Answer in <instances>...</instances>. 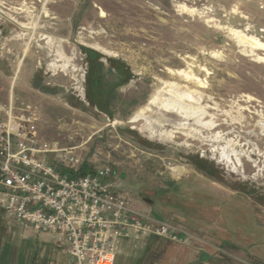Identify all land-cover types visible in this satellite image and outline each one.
I'll list each match as a JSON object with an SVG mask.
<instances>
[{"label": "rangeland", "instance_id": "1", "mask_svg": "<svg viewBox=\"0 0 264 264\" xmlns=\"http://www.w3.org/2000/svg\"><path fill=\"white\" fill-rule=\"evenodd\" d=\"M242 35L264 43V0H0V104L34 106L43 144L111 167L131 210L189 236L115 264H264V51ZM86 50L126 69L104 71L107 113ZM0 220L11 259L68 260L59 236Z\"/></svg>", "mask_w": 264, "mask_h": 264}, {"label": "built area", "instance_id": "2", "mask_svg": "<svg viewBox=\"0 0 264 264\" xmlns=\"http://www.w3.org/2000/svg\"><path fill=\"white\" fill-rule=\"evenodd\" d=\"M0 112V210L10 221L59 236L69 264H115L124 242L189 238L131 210L111 167L81 174L73 149L43 144L34 106L10 100Z\"/></svg>", "mask_w": 264, "mask_h": 264}, {"label": "trees", "instance_id": "3", "mask_svg": "<svg viewBox=\"0 0 264 264\" xmlns=\"http://www.w3.org/2000/svg\"><path fill=\"white\" fill-rule=\"evenodd\" d=\"M86 53L89 54V86H90V96L89 101L92 105H94L96 108H98L100 111L107 113V107L110 105L109 103L103 102L104 96H110L114 93V86H107L102 81L104 78V71L107 72V74H112V72L116 71L117 73H120V76H124L123 73L126 70L122 65H115L113 62H110V64L107 66V68L104 70V66L100 63L97 64L98 55L94 53L91 50H86ZM124 79L121 80L119 85H124ZM36 88L39 89L42 92H51L48 88L40 87L39 84L36 83ZM109 101V100H108ZM110 102V101H109ZM106 107V108H105ZM89 171L88 168L85 166L81 168V174L87 173ZM1 211V210H0ZM2 212V211H1ZM3 213V212H2ZM4 214V213H3ZM157 239H160L158 237H151L149 241L151 243H155ZM162 240V238L160 239Z\"/></svg>", "mask_w": 264, "mask_h": 264}, {"label": "crops", "instance_id": "4", "mask_svg": "<svg viewBox=\"0 0 264 264\" xmlns=\"http://www.w3.org/2000/svg\"><path fill=\"white\" fill-rule=\"evenodd\" d=\"M9 233H10V231H9L8 227L4 223H0V242H1L2 238H3L2 236L9 235ZM128 243L129 242H124L122 244V246L123 245L128 246ZM54 246L56 248H58V249H61L60 252L63 253V251H64V253H65V255L67 256V259H68V260H65L63 258V256H62L64 254L60 253V256L57 258L58 264H69L70 258H69L68 254L66 253V251L64 249L63 241L59 239V241L55 242ZM62 249H63V251H62ZM4 250H5V247L3 245L2 246L0 245V264H30L28 261L22 260L20 257H17L16 260L11 259L10 256L12 257V255H10V253H8V252L6 253V251H4ZM5 253L7 254L6 257H5V255H6Z\"/></svg>", "mask_w": 264, "mask_h": 264}, {"label": "bare ground", "instance_id": "5", "mask_svg": "<svg viewBox=\"0 0 264 264\" xmlns=\"http://www.w3.org/2000/svg\"><path fill=\"white\" fill-rule=\"evenodd\" d=\"M239 38L241 39V42L245 46H248L252 51H264V43H262V42H260L258 40L250 39L249 37L247 38V37H245L243 35L241 37H239ZM141 117H142V115L139 113V114H137V116L135 117V119L136 118H141ZM173 171L175 173H180L181 172V170H179L177 168L176 169H173Z\"/></svg>", "mask_w": 264, "mask_h": 264}]
</instances>
